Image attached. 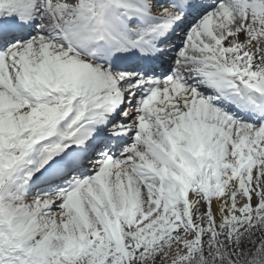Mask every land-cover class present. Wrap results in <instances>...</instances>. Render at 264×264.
Wrapping results in <instances>:
<instances>
[{
	"label": "snow or ice",
	"instance_id": "snow-or-ice-1",
	"mask_svg": "<svg viewBox=\"0 0 264 264\" xmlns=\"http://www.w3.org/2000/svg\"><path fill=\"white\" fill-rule=\"evenodd\" d=\"M0 264H264V0H0Z\"/></svg>",
	"mask_w": 264,
	"mask_h": 264
}]
</instances>
